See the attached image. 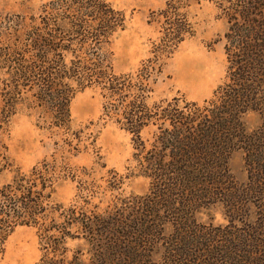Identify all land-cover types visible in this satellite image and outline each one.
I'll return each mask as SVG.
<instances>
[{"label": "trees", "instance_id": "16d2710c", "mask_svg": "<svg viewBox=\"0 0 264 264\" xmlns=\"http://www.w3.org/2000/svg\"><path fill=\"white\" fill-rule=\"evenodd\" d=\"M190 1L213 2L227 24L225 82L202 106L181 98L155 102L163 62L194 36L186 17ZM155 16L160 37L149 58L118 75L110 48L126 21L103 0H52L37 16L0 20V131L22 111L36 115L35 126L55 140L50 158L27 172L14 166L0 144V177L11 174L0 184V257L8 238L25 227L39 232L42 256L36 264H153L152 249L163 243V264H186L192 251L201 264H264V0H166ZM88 89L101 97L99 121L130 136L136 169L126 177L150 180L148 196L104 205L123 178L106 172L102 189L90 178L92 170L69 165V156L96 153L91 123L71 130L70 102ZM249 114L261 117V127L251 133L244 123ZM149 129L147 148L141 135ZM236 152L243 155L247 186L237 192L230 187L231 196L223 197L228 161ZM67 181L75 184L76 196L65 206L54 196ZM215 200L242 234L231 233L224 252L215 236L188 226L193 214ZM247 204L262 211L256 223L242 217ZM166 224L174 228L169 241L161 239ZM192 233L199 236L195 245L181 246L179 239ZM75 241L87 247V260L84 250L68 249Z\"/></svg>", "mask_w": 264, "mask_h": 264}, {"label": "rangeland", "instance_id": "374dc122", "mask_svg": "<svg viewBox=\"0 0 264 264\" xmlns=\"http://www.w3.org/2000/svg\"><path fill=\"white\" fill-rule=\"evenodd\" d=\"M52 0H0V20L9 16L31 17L37 16L41 7ZM114 10L125 16V29L116 34L111 42L113 71L115 74H127L136 71L142 62L149 58L151 45L160 37L158 19L154 15L164 9L166 0H103ZM186 17L193 26L194 36L179 45L175 53L163 62L161 74L154 87L153 101H170L181 98L186 103L202 106L212 98L213 93L225 82L227 64L224 55L223 35L227 30L226 22L219 17V12L213 2L190 1L186 9ZM101 97L96 90H84L71 100L69 105L71 115V130L77 131L90 126V132L95 137V152H83L74 157L69 156L71 167L87 168L98 186L105 187L109 176L106 172L113 171L123 178L119 190L110 197L106 194L104 205L110 200L126 199L133 202L136 198H143L150 194V180L142 177H126L135 171L136 164L132 162V145L130 136L119 130L115 125L99 121L101 112ZM182 107V104L180 105ZM248 133L255 132L261 127V117L249 114L244 118ZM37 116H28L19 112L7 126L0 131V144L6 148L7 156L14 166L22 172L29 171L35 165L47 160L55 152V140L47 132L38 129ZM153 130L143 131L141 137L149 148L152 143ZM104 165L102 169L100 166ZM229 186L222 195L231 196L230 187L242 191L246 184L247 174L244 170L243 155L234 153L227 166ZM11 174L4 173L0 177V184L5 183ZM76 196V187L70 181L64 182L57 189L54 200L65 206L70 205ZM98 197L101 198L100 194ZM95 201L94 203H96ZM140 202V201H139ZM141 203V202H140ZM246 213L242 217L246 222L256 223V218L262 214L253 204H247ZM101 208L103 206H100ZM177 208V206L175 207ZM226 210L218 200L214 205L204 206L191 217L188 226L195 232L208 231L215 236V243H219L222 252L227 247L231 233L240 224L230 225L225 219ZM161 239L171 240L174 228L166 224L161 229ZM264 231L259 233L262 237ZM219 236V237H218ZM198 235L192 233L190 238L179 239L181 246L195 245ZM218 237V239H216ZM166 241V242H167ZM215 243L211 245L215 247ZM165 244H159L152 249L150 261L153 264H163ZM70 251L82 249L83 260L88 259L87 247L83 242H69ZM197 252H190V259L186 264H201L202 260ZM202 255V254H200ZM42 251L39 243V232L35 228H17L8 238L5 253L0 257V264H36ZM223 256V255H222ZM222 259V258H221Z\"/></svg>", "mask_w": 264, "mask_h": 264}]
</instances>
